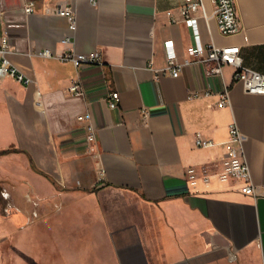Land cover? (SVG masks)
I'll return each instance as SVG.
<instances>
[{
  "label": "crops",
  "instance_id": "1",
  "mask_svg": "<svg viewBox=\"0 0 264 264\" xmlns=\"http://www.w3.org/2000/svg\"><path fill=\"white\" fill-rule=\"evenodd\" d=\"M63 1L35 0V11L25 14L24 0H0L8 59L34 81L0 79V151L9 150L0 154V200L13 208L9 216L2 209V217L27 214L29 223L37 217L36 198L58 195L64 264H264V195L241 193L238 181L191 186L184 178L188 167L219 164L235 122L252 182L264 193V94L233 82L230 65L221 76L206 75L202 64L185 66L177 77L154 71L166 64V41L178 61L188 57L192 27L179 15L183 0H96L95 6L72 0L73 31L64 17L44 12ZM202 1L207 19L195 13L201 43L238 46L243 65L264 72V0H234L241 26L231 35L220 33L213 3ZM43 49L97 50L103 65L75 68L34 55ZM74 80L82 96L68 91ZM223 86L230 104L218 107ZM205 89L211 94L189 96ZM111 91L119 93L113 109L106 101ZM90 126L94 141L86 140ZM196 132L214 145L197 147ZM17 180L35 186L24 194L26 213L14 201ZM13 229L0 223V241ZM29 230L18 236L20 245L29 255L42 253L33 229L30 242L21 239Z\"/></svg>",
  "mask_w": 264,
  "mask_h": 264
},
{
  "label": "built area",
  "instance_id": "2",
  "mask_svg": "<svg viewBox=\"0 0 264 264\" xmlns=\"http://www.w3.org/2000/svg\"><path fill=\"white\" fill-rule=\"evenodd\" d=\"M214 5L213 15L216 19L218 29L223 35H231L236 33L240 28V18L238 16L234 0H210ZM35 0H24L22 12L31 14L35 11ZM92 5H96V0H91ZM200 11L202 16L207 19L204 11L202 0H183L178 7V12L182 20L189 21L192 27V43L186 47L187 58L178 61L173 49L171 41L164 43L166 64L161 69H154L157 74L166 73L171 77H177L185 66L202 64L205 68V74L208 76H221L222 69L225 65L233 68L232 81L239 82L246 93L264 94V72H258L243 65L238 46L219 47L214 44L203 45L199 38V32L196 22L195 13ZM44 12L64 17L67 21V28L73 31L76 28V10L72 0H64L52 6L44 8ZM172 22L174 17L168 12ZM62 43H68L69 38L66 36L61 39ZM10 53L8 37L2 35L0 38V79L9 77L15 81L25 85L33 86V79L26 76L8 59ZM34 55L42 58H52L59 61L70 62L75 68L84 65L102 66L103 60L99 51L91 52H75L70 49L61 54H56L50 49H43L34 53ZM68 91L75 96L84 94L83 87L79 80H74ZM34 93L39 96V91L35 88ZM211 90H194L191 91L190 97H199L210 95ZM107 105L110 109L116 108L119 101V93L111 91L106 96ZM230 104L229 87L223 86L218 92L217 106L223 107ZM144 116L147 112L143 111ZM88 118V115L78 116L79 120ZM228 140L226 141V151L221 158L219 164L202 165L199 168L188 167L184 171V178L191 186L197 183L208 184L212 179L219 182L238 181L240 182V192L254 197L264 195L257 186L252 182L250 168L243 153L241 141V132L235 122H232L228 128ZM87 141L95 140V131L90 126L86 133ZM194 143L197 147H210L214 142L210 139L203 138L199 132L194 135ZM101 174L103 170L98 169ZM2 195L5 197L4 190ZM5 215L9 216L13 213L11 205L4 208Z\"/></svg>",
  "mask_w": 264,
  "mask_h": 264
},
{
  "label": "rangeland",
  "instance_id": "3",
  "mask_svg": "<svg viewBox=\"0 0 264 264\" xmlns=\"http://www.w3.org/2000/svg\"><path fill=\"white\" fill-rule=\"evenodd\" d=\"M13 188L20 189V192L16 191L14 195V201L16 206L19 208V213H26L30 206L27 203L24 194L27 189L35 188L34 184L28 183L26 180H17L12 183ZM37 204H33L37 210V217L32 219L29 223L33 222L28 226L27 214L25 217H17L14 220H8L2 217V209H4V204L0 200V223L6 224L7 222L13 223L14 229L5 235L0 241V256L3 264H64V262H59L61 257L58 255V195H52L45 198H36ZM34 211V210H33ZM24 219V220H23ZM28 233H24V239L26 241H31L32 237H36L42 242V253L39 251L31 252L29 255L25 252V248L20 245L18 236L28 230ZM34 232H33V230ZM84 229V228H83ZM32 232L34 233L32 236ZM54 233V234H53ZM47 234L48 240H43L44 235ZM56 237V240L53 238ZM32 236V237H31ZM50 244H47V243ZM70 242L73 239L70 237ZM35 248H40V245L36 243ZM47 245V247H45ZM29 247V246H28ZM30 252V251H29Z\"/></svg>",
  "mask_w": 264,
  "mask_h": 264
},
{
  "label": "trees",
  "instance_id": "4",
  "mask_svg": "<svg viewBox=\"0 0 264 264\" xmlns=\"http://www.w3.org/2000/svg\"><path fill=\"white\" fill-rule=\"evenodd\" d=\"M7 152H9V150H1V151H0V154H5V153H7Z\"/></svg>",
  "mask_w": 264,
  "mask_h": 264
}]
</instances>
